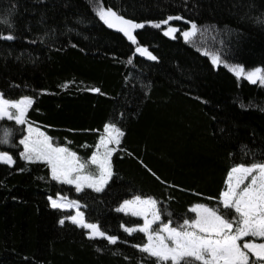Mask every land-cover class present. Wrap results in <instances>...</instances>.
Instances as JSON below:
<instances>
[{"label": "trees", "instance_id": "1", "mask_svg": "<svg viewBox=\"0 0 264 264\" xmlns=\"http://www.w3.org/2000/svg\"><path fill=\"white\" fill-rule=\"evenodd\" d=\"M97 5L137 22L186 19L169 22L181 29L174 37L167 25L145 23L134 44L98 16ZM0 16L12 21L0 32L15 36L0 39V91L35 98L31 123L84 158L106 122L126 133L104 191L77 192L52 179L47 162L24 161L25 125L0 120L14 129L13 143L0 150L16 159L0 163V264H155L132 246L144 234L121 228L142 222L117 211L123 199L151 195L174 221L192 218L196 202L217 206L234 163L250 162L252 153L264 158V84L230 67L264 66V0H0ZM188 20L201 31L185 40ZM141 45L158 59L137 53ZM204 49L227 63L213 64ZM57 193L80 200L89 221L121 239L89 238L66 219L71 210L51 206Z\"/></svg>", "mask_w": 264, "mask_h": 264}, {"label": "snow or ice", "instance_id": "2", "mask_svg": "<svg viewBox=\"0 0 264 264\" xmlns=\"http://www.w3.org/2000/svg\"><path fill=\"white\" fill-rule=\"evenodd\" d=\"M97 14L110 27L123 32L134 44L137 43L134 31L143 28L145 23L156 28L167 25L163 31L174 37L181 29L169 22L186 19L183 16L169 15L159 21L137 22L120 15L110 6H98ZM0 23L12 27L10 18L0 16ZM187 23L191 27L182 31L185 40L201 31L195 21L188 20ZM0 39L12 40L15 36L10 30L0 32ZM135 51L152 60L158 59L146 46H137ZM204 51L211 55L213 64L227 63L219 53H209L206 49ZM230 67L237 77L243 76L252 83L264 84V66L250 70H246L243 64ZM90 90L100 92L99 88ZM34 103L33 96L10 98L0 91V120L6 118L27 127V134L19 140L23 145L19 156L26 162L46 161L50 165L51 178L74 185L77 192L85 188L103 192L113 176L112 157L122 144L125 130L117 122H106L102 134L98 135V141L93 146L94 151L89 157H80L76 151L66 145L54 143L53 137L34 127L27 116ZM13 131L12 127L0 126V145L10 146L13 143ZM250 151L243 154L247 156ZM0 163L13 166L16 159L9 151L0 150ZM48 199L54 208H74L75 214L66 219L88 229L86 235L89 238H106L113 245L121 239L102 229L99 222L89 221L81 210L80 200H71L62 193L50 195ZM218 200L216 207L196 202L189 206L194 213L192 218L185 216L175 221L166 202L151 195L134 194L131 198H125L117 211L142 219L141 223L132 226L121 222V228L128 234H144L145 242L132 246L154 258L155 264H264V158L257 159L256 154L252 153L250 162L234 163ZM59 222L63 224L65 219L62 218ZM248 236L252 239L245 240L241 245V238ZM256 238L262 239L258 241Z\"/></svg>", "mask_w": 264, "mask_h": 264}, {"label": "rangeland", "instance_id": "3", "mask_svg": "<svg viewBox=\"0 0 264 264\" xmlns=\"http://www.w3.org/2000/svg\"><path fill=\"white\" fill-rule=\"evenodd\" d=\"M97 7H98V5L95 7V10H96V12H97ZM99 7H101V6H99ZM116 29V28H115ZM119 30V29H118ZM33 125H34V127H38V128H40L39 126H37V125H35L34 123H33ZM25 128H26V134H27V127H26V125H25ZM41 129V128H40ZM25 134V135H26ZM46 162V161H45ZM248 181H245V183H247ZM68 210H71L72 211V215L73 214H75V209L73 208V209H68ZM82 210V209H81ZM87 231H88V229H87ZM248 237H250L249 239H252V237L251 236H248ZM248 237H242L241 238V241H240V243H241V245H243V242L245 241V240H248L247 238ZM258 241H260L262 238H256Z\"/></svg>", "mask_w": 264, "mask_h": 264}]
</instances>
